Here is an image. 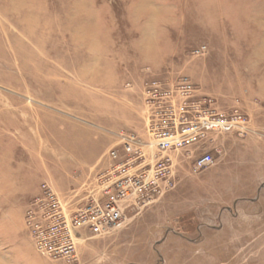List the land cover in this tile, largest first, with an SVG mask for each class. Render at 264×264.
Returning <instances> with one entry per match:
<instances>
[{"label":"rangeland","instance_id":"1","mask_svg":"<svg viewBox=\"0 0 264 264\" xmlns=\"http://www.w3.org/2000/svg\"><path fill=\"white\" fill-rule=\"evenodd\" d=\"M183 77L246 129L168 152L167 186L75 259L39 253L41 185L82 203L121 135L150 138L146 83ZM0 264H264V0H0Z\"/></svg>","mask_w":264,"mask_h":264},{"label":"built area","instance_id":"2","mask_svg":"<svg viewBox=\"0 0 264 264\" xmlns=\"http://www.w3.org/2000/svg\"><path fill=\"white\" fill-rule=\"evenodd\" d=\"M144 89L145 103L150 108V138L121 135V149L114 146L108 150L112 162L96 175L97 190L87 193L73 209L66 210L63 200L47 183L30 201L25 220L39 253L51 259H75L73 230L99 234L119 226L125 222L128 208L150 201L167 186L173 164L168 152L186 149L210 133H241L246 129L243 113L237 109L219 110L212 97L197 93L185 77L171 86L149 81ZM212 163V154L202 148L192 168L202 169Z\"/></svg>","mask_w":264,"mask_h":264},{"label":"crops","instance_id":"3","mask_svg":"<svg viewBox=\"0 0 264 264\" xmlns=\"http://www.w3.org/2000/svg\"><path fill=\"white\" fill-rule=\"evenodd\" d=\"M182 150H184V149H181V150H178V151H175V152H181ZM185 150H187V149H185ZM172 152H174V151H172ZM93 182V181H92ZM92 182H90L89 184H92ZM97 190V185H96V183H94V184H92L91 186H90V188H89V190L87 191V193H89V192H93V191H96L95 189ZM91 190V191H90ZM85 196V195H84ZM85 232H87V230H85V229H81V235H84V233ZM76 236V240L78 239H80V241H83L84 239L83 238H81V236H80V234L76 231V234H75Z\"/></svg>","mask_w":264,"mask_h":264},{"label":"bare ground","instance_id":"4","mask_svg":"<svg viewBox=\"0 0 264 264\" xmlns=\"http://www.w3.org/2000/svg\"><path fill=\"white\" fill-rule=\"evenodd\" d=\"M71 233H72L73 237H75V234H76L75 230H73Z\"/></svg>","mask_w":264,"mask_h":264}]
</instances>
